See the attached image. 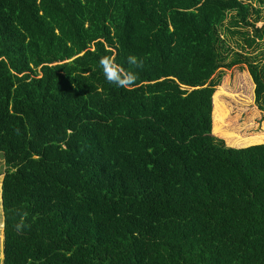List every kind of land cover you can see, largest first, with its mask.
<instances>
[{
  "label": "trees",
  "instance_id": "1",
  "mask_svg": "<svg viewBox=\"0 0 264 264\" xmlns=\"http://www.w3.org/2000/svg\"><path fill=\"white\" fill-rule=\"evenodd\" d=\"M229 70L264 111V0H0L1 264H264V141L212 131Z\"/></svg>",
  "mask_w": 264,
  "mask_h": 264
},
{
  "label": "rangeland",
  "instance_id": "2",
  "mask_svg": "<svg viewBox=\"0 0 264 264\" xmlns=\"http://www.w3.org/2000/svg\"><path fill=\"white\" fill-rule=\"evenodd\" d=\"M253 86L247 71L229 70L223 85H219L215 92L212 131L231 145L243 146L264 141V111L256 103ZM252 127L260 129L253 131L250 130ZM5 168L4 154L0 151V222H3L1 193ZM3 239L4 235L0 239V257L4 256Z\"/></svg>",
  "mask_w": 264,
  "mask_h": 264
},
{
  "label": "clouds",
  "instance_id": "3",
  "mask_svg": "<svg viewBox=\"0 0 264 264\" xmlns=\"http://www.w3.org/2000/svg\"><path fill=\"white\" fill-rule=\"evenodd\" d=\"M127 64L128 67H125L115 56L111 55L102 56L99 60V66L109 84H113L127 90H132L138 79V76L133 71V68H142L143 60L139 59L135 55H129L127 57ZM26 215L27 213H24L21 216L20 221L16 224L18 231H21L26 227L24 223V216ZM4 229L5 224L0 222V239L3 238Z\"/></svg>",
  "mask_w": 264,
  "mask_h": 264
}]
</instances>
